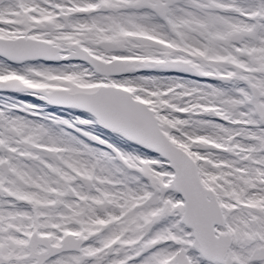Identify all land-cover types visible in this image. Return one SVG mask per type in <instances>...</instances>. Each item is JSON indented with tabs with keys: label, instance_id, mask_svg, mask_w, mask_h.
<instances>
[{
	"label": "snow or ice",
	"instance_id": "snow-or-ice-1",
	"mask_svg": "<svg viewBox=\"0 0 264 264\" xmlns=\"http://www.w3.org/2000/svg\"><path fill=\"white\" fill-rule=\"evenodd\" d=\"M0 264H264V0H0Z\"/></svg>",
	"mask_w": 264,
	"mask_h": 264
}]
</instances>
